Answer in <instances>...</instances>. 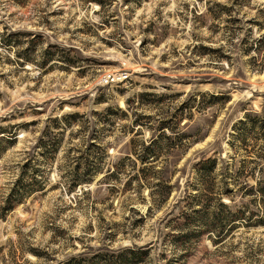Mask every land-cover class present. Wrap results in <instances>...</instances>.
<instances>
[{"label":"rangeland","instance_id":"374dc122","mask_svg":"<svg viewBox=\"0 0 264 264\" xmlns=\"http://www.w3.org/2000/svg\"><path fill=\"white\" fill-rule=\"evenodd\" d=\"M0 128V264H264V0H0Z\"/></svg>","mask_w":264,"mask_h":264},{"label":"trees","instance_id":"16d2710c","mask_svg":"<svg viewBox=\"0 0 264 264\" xmlns=\"http://www.w3.org/2000/svg\"><path fill=\"white\" fill-rule=\"evenodd\" d=\"M13 36L17 37V34H13ZM10 37H12V36H10ZM10 45H12V44H9V46ZM25 60H26V62H30V60H28V59H25ZM0 135H4L1 138L14 137L15 136V134L13 132H8L7 130H5L3 128H0ZM10 135H13V136H10ZM8 141L12 142L13 140L8 139ZM157 158H158L157 155L150 153V150L146 149V152L144 154L140 155L139 160L142 164H149V163L157 160ZM212 163L213 162H211L209 165L202 166V168L200 169V173H202V175L204 176V180H206L208 178V176H210L212 173V167H213ZM88 182H90V181H88ZM208 188H210L208 191L214 190L213 185L208 187ZM221 201L222 200H219V204L217 206L223 210L227 209L228 205L222 203ZM200 203H201V201L198 204H200ZM240 219L241 218L238 217V215H229V216L222 215V217H221V215H219L218 212H211V213L205 214L201 218V222L206 224V226H208L209 228H214L213 225H215V224L218 225V228H221V229L225 228L226 226L230 227L229 229L225 228L221 231V233H218L219 236H217V237L219 239L217 240V242L222 243L229 238L231 231L234 228H236L235 227V226H237L236 223H238L240 221ZM202 220H204V221H202ZM186 221H187V224L189 225V223H188L189 219L188 218H186ZM212 233L215 234V231H213ZM183 238L186 240V238H188L187 234L184 235ZM146 254H147V252H145V251L141 252V251L134 250V249H129L127 251H124L122 254H117V255H113V256H110L107 253L105 255H99V257L95 261H93L92 264H137L138 262L143 260V258ZM78 264H80V263H78Z\"/></svg>","mask_w":264,"mask_h":264},{"label":"built area","instance_id":"2783aa9c","mask_svg":"<svg viewBox=\"0 0 264 264\" xmlns=\"http://www.w3.org/2000/svg\"><path fill=\"white\" fill-rule=\"evenodd\" d=\"M127 78H128V76L124 75L123 73L110 74L109 77L105 78V81L107 82L106 84H112V83L123 82ZM109 81H111L112 83H108Z\"/></svg>","mask_w":264,"mask_h":264},{"label":"bare ground","instance_id":"6f19581e","mask_svg":"<svg viewBox=\"0 0 264 264\" xmlns=\"http://www.w3.org/2000/svg\"><path fill=\"white\" fill-rule=\"evenodd\" d=\"M106 82V81H105ZM111 81H109L108 83H110ZM112 83V82H111Z\"/></svg>","mask_w":264,"mask_h":264}]
</instances>
